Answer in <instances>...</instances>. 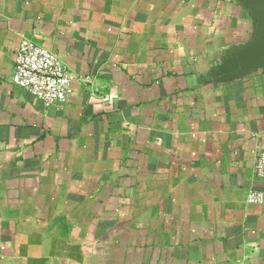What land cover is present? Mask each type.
I'll use <instances>...</instances> for the list:
<instances>
[{"label":"crops","instance_id":"0c3cea01","mask_svg":"<svg viewBox=\"0 0 264 264\" xmlns=\"http://www.w3.org/2000/svg\"><path fill=\"white\" fill-rule=\"evenodd\" d=\"M244 0H0V264H264V67ZM73 75L12 82L23 40Z\"/></svg>","mask_w":264,"mask_h":264},{"label":"built area","instance_id":"2783aa9c","mask_svg":"<svg viewBox=\"0 0 264 264\" xmlns=\"http://www.w3.org/2000/svg\"><path fill=\"white\" fill-rule=\"evenodd\" d=\"M12 82L52 106L67 100L73 75L54 51L25 39L19 46ZM256 166L257 174L264 177V150L259 153ZM247 200L263 203L264 191L250 192Z\"/></svg>","mask_w":264,"mask_h":264},{"label":"water","instance_id":"95a60500","mask_svg":"<svg viewBox=\"0 0 264 264\" xmlns=\"http://www.w3.org/2000/svg\"><path fill=\"white\" fill-rule=\"evenodd\" d=\"M256 19V34L246 47L239 48L238 54L229 59L234 74L264 67V0H244Z\"/></svg>","mask_w":264,"mask_h":264}]
</instances>
